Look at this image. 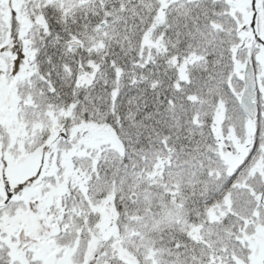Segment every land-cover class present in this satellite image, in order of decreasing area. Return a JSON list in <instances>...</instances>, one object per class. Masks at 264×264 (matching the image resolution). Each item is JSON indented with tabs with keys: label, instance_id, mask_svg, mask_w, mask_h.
Masks as SVG:
<instances>
[{
	"label": "snow or ice",
	"instance_id": "snow-or-ice-1",
	"mask_svg": "<svg viewBox=\"0 0 264 264\" xmlns=\"http://www.w3.org/2000/svg\"><path fill=\"white\" fill-rule=\"evenodd\" d=\"M0 264H264V0H0Z\"/></svg>",
	"mask_w": 264,
	"mask_h": 264
}]
</instances>
